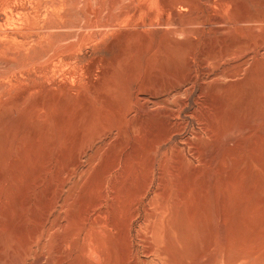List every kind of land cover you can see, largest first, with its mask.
<instances>
[{
  "label": "rangeland",
  "instance_id": "rangeland-1",
  "mask_svg": "<svg viewBox=\"0 0 264 264\" xmlns=\"http://www.w3.org/2000/svg\"><path fill=\"white\" fill-rule=\"evenodd\" d=\"M0 264H264V0H0Z\"/></svg>",
  "mask_w": 264,
  "mask_h": 264
},
{
  "label": "bare ground",
  "instance_id": "bare-ground-1",
  "mask_svg": "<svg viewBox=\"0 0 264 264\" xmlns=\"http://www.w3.org/2000/svg\"><path fill=\"white\" fill-rule=\"evenodd\" d=\"M31 249H32V247H31Z\"/></svg>",
  "mask_w": 264,
  "mask_h": 264
}]
</instances>
